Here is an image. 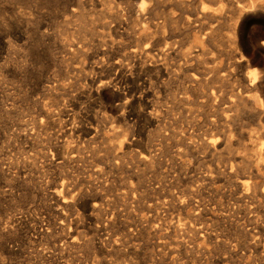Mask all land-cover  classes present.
Segmentation results:
<instances>
[{
  "label": "rangeland",
  "instance_id": "1",
  "mask_svg": "<svg viewBox=\"0 0 264 264\" xmlns=\"http://www.w3.org/2000/svg\"><path fill=\"white\" fill-rule=\"evenodd\" d=\"M182 1L0 0V264H264V151L247 134L264 143V103L225 122L196 78L238 55L232 37L264 35V0L240 18ZM203 8L223 15L197 22Z\"/></svg>",
  "mask_w": 264,
  "mask_h": 264
},
{
  "label": "bare ground",
  "instance_id": "2",
  "mask_svg": "<svg viewBox=\"0 0 264 264\" xmlns=\"http://www.w3.org/2000/svg\"><path fill=\"white\" fill-rule=\"evenodd\" d=\"M201 1V0H200ZM208 1H216V0H207V2ZM221 1H223V3H224V1H227V0H217V2H221ZM228 2V4H226V5H228V11H226V13H231V14H234V15H238L237 16V18H240V16H241V13L245 10V9H248L251 5H252V3H253V1L252 0H246V1H242V2H236V1H234V0H228L227 1ZM247 2V3H246ZM140 3V2H139ZM142 3V2H141ZM143 4V3H142ZM177 4H178V6L179 7H182L183 5H184V2L182 1V0H178V2H177ZM174 5V4H173ZM142 5H140L139 7H141ZM144 6V5H143ZM177 6V5H176ZM194 6V5H193ZM205 6V5H204ZM145 8V7H144ZM143 8V9H144ZM186 8V7H185ZM133 9V8H132ZM179 9V8H178ZM181 9V8H180ZM206 9H208V8H206ZM206 9H202V10H199L198 12V15H197V22H201V21H203L204 19H207V18H215L216 19V17H218V16H221V15H223V13L222 12H219V13H217L216 11H207ZM222 9V8H221ZM139 10H140V8H139ZM145 10V9H144ZM146 10H148V9H146ZM173 10V9H172ZM182 10V9H181ZM180 10V11H181ZM191 10V9H190ZM223 10V9H222ZM135 12V11H134ZM143 12V11H142ZM190 12V11H189ZM224 12V11H223ZM183 13H184V11H183ZM224 14H225V12H224ZM255 14L256 15H258L259 17H257V18H253V19H255V20H257L258 22V25L259 26H261L262 28H264V9L263 8H259V10H257L256 12H255ZM145 15V14H144ZM148 15V14H147ZM168 15V14H167ZM225 16V15H224ZM233 16V15H232ZM234 17V16H233ZM223 20V19H222ZM226 20V19H225ZM228 20V19H227ZM241 20V19H240ZM181 21V20H180ZM186 21V20H185ZM206 21V20H205ZM210 21V20H209ZM239 21V20H238ZM159 22V21H158ZM166 22V21H165ZM165 22H159L157 25H155L156 27H158L159 29H163L164 28V25H165ZM184 22V21H183ZM213 22H214V20H213ZM229 22V21H228ZM120 23V22H119ZM137 23H138V21H137ZM215 23V22H214ZM226 23V22H225ZM184 24V23H183ZM186 24L187 25H189V24H191V23H189L188 21H186ZM202 24V23H201ZM209 24V23H208ZM212 24V23H211ZM199 25V24H198ZM198 25H197V27H198ZM215 25V24H214ZM213 26V25H212ZM240 26H241V24H240ZM189 27H191V26H189ZM230 27V26H229ZM245 27V26H244ZM157 28V29H158ZM193 28V27H192ZM221 28V27H220ZM233 28V27H232ZM247 28V27H246ZM252 28H256V27H252ZM219 29V28H218ZM236 29H238L237 28V26H236ZM253 29V30H254ZM257 29H259V28H257ZM261 29V28H260ZM203 30H204V28H203ZM203 30H202V32H203ZM245 30V29H244ZM251 30V29H250ZM264 30V29H263ZM200 31V30H199ZM207 31V30H206ZM219 31V30H218ZM242 31H243V29H242ZM241 31V32H242ZM255 31H256V29H255ZM141 32V31H140ZM157 32H160L159 30L157 31ZM247 32H249V31H247ZM251 32V31H250ZM220 33V32H219ZM162 34H164V31H162L161 32V35ZM202 34V33H201ZM238 34V33H237ZM158 35V34H157ZM157 35H156V37H157ZM204 35V34H203ZM164 36V35H163ZM163 36L162 37H160V39L161 38H163ZM188 36V35H187ZM156 37L152 34V36H150V38H148V40H146V42H145V47H149V48H153V47H157V45L159 46V40H157V42H156ZM159 37V36H158ZM228 38V37H227ZM226 38V39H227ZM208 39V38H207ZM214 41V40H213ZM230 43H232L233 45H234V47H236V48H238V55H236L235 53H233L232 51V53H231V55H230V57L228 58V62L226 63L227 64V66L224 68H222L221 67V63L219 64V63H217V61H216V59L214 58V59H212L211 60V66H209V67H207V68H205V73H201V74H199V75H196V78H200V77H206V76H208L205 80H202V81H205V83L206 84H209V89H208V91H209V93H208V100H210V102L212 103H214V104H217V103H219L220 101L222 102V104L221 105H223V107L221 108V106H220V108H221V116H222V120H224L225 122H228V120H230V119H232V118H230V116L231 115H228V113L229 112H231V109H232V106L233 105H235V103L237 102V101H239V102H247L248 101V97L250 96V95H252L253 96V98L250 100L252 103L254 102V101H257L260 105H261V103L263 102L264 103V35H262V37L261 36H259L258 34H256V33H250L249 35H247V36H245V35H243V34H238L237 36H235V37H232L230 40ZM157 43H159V44H157ZM164 43V42H163ZM231 45V44H230ZM166 47V46H165ZM171 50V49H170ZM162 52L163 51H157V56L158 55H160V54H162ZM229 52V51H228ZM236 52V51H235ZM151 53V52H150ZM149 54V53H148ZM152 54V53H151ZM150 54V55H151ZM154 54V53H153ZM220 54V53H219ZM146 55V54H145ZM228 55V54H227ZM152 56V55H151ZM154 56L155 55H153V58H154ZM156 56V57H157ZM219 57V56H218ZM159 58V57H158ZM148 59V58H147ZM146 59V60H147ZM151 59V58H150ZM149 59V60H150ZM156 59V58H155ZM138 60V59H137ZM152 60V59H151ZM157 60V59H156ZM218 60V59H217ZM227 60V59H226ZM134 62V61H133ZM140 62V61H139ZM221 62V61H220ZM256 63V62H258V63H261L262 64V66L261 67H259V68H257L256 70H254L255 72H252V71H249V72H247V69L249 68V66H250V64L251 63ZM110 63V62H109ZM147 63V62H146ZM256 65V64H255ZM258 65V64H257ZM110 67V66H109ZM117 68V67H116ZM199 68V67H198ZM256 68V67H255ZM115 69V68H114ZM119 69V68H118ZM133 69H135V68H133ZM152 69V68H151ZM234 69V71L232 72V70ZM99 70V69H98ZM155 70V69H154ZM159 70H162V69H159ZM187 70V69H186ZM189 70V69H188ZM192 70H193V68H192ZM195 70H198L199 71V69H195ZM195 70H193V71H195ZM242 70H246V74H245V80L247 81V85H241V86H237L238 87V89L237 90H231V94L228 96V92L226 93L225 91H224V88H226V87H224V83L225 82H228L229 80H230V78H233V75H235V73H240ZM253 70V69H252ZM102 71V70H101ZM110 71V70H109ZM118 71V70H117ZM119 71H120V69H119ZM131 71V70H130ZM147 71H148V69H147ZM151 71V70H150ZM153 71V70H152ZM157 71V70H156ZM163 71V70H162ZM162 71H159L160 73H162ZM132 72V71H131ZM155 72V71H154ZM197 72V71H196ZM100 73V72H99ZM156 73V72H155ZM159 73V74H160ZM193 73V72H192ZM199 73V72H198ZM197 73V74H198ZM109 74H110V72H109ZM121 74V73H120ZM151 74H152V72H151ZM196 74V73H195ZM241 74H243V72H241ZM124 75H125V73H124ZM138 75V74H137ZM148 75H149V73H148ZM161 75V74H160ZM94 76V75H93ZM101 77H103V76H101ZM117 77V76H116ZM150 77H152V76H150ZM158 77V76H157ZM191 77V76H190ZM204 77V78H205ZM92 78V77H91ZM126 78V77H125ZM242 78H244V77H242ZM97 79H99V78H97ZM101 79H103V78H101ZM123 79V78H122ZM130 79V78H129ZM140 79V78H139ZM192 80H199V79H195V78H191ZM124 80V79H123ZM127 80V79H126ZM160 80V79H159ZM90 81V80H89ZM116 81V80H115ZM118 81V80H117ZM146 81V80H145ZM145 81H143L144 83H145ZM148 81V80H147ZM200 81V80H199ZM94 82V81H93ZM93 82H91V83H93ZM126 82V81H125ZM142 82V83H143ZM90 83V84H91ZM95 83V82H94ZM93 83V84H94ZM122 83V82H121ZM129 83H130V81H129ZM134 83V82H133ZM111 84V83H110ZM112 84H114V83H112ZM119 84V83H118ZM146 84V83H145ZM107 85V84H106ZM115 85V84H114ZM113 85V86H114ZM117 85V84H116ZM133 85V84H132ZM131 85V86H132ZM142 85V84H141ZM200 85H201V83H200ZM109 86V85H108ZM134 86V85H133ZM115 87V86H114ZM143 87V86H142ZM201 87V86H200ZM109 88V87H108ZM108 88L106 87L105 88V90L106 91H108L110 94H109V96H110V99L111 100H113V102H114V100H116L117 101V99H118V93H115L114 91H112V90H108ZM123 88V87H122ZM133 88V87H132ZM144 88H146V87H144ZM104 89V88H103ZM116 89V88H115ZM119 89H121V88H119ZM130 89V88H129ZM136 89H137V87H136ZM260 89V92L258 93V90ZM90 90V89H89ZM131 90V89H130ZM134 90H135V88H134ZM123 91V90H122ZM121 90H120V92H122ZM128 91V90H127ZM136 91V90H135ZM135 91L134 92H132V93H135ZM195 91V90H194ZM92 92H93V90H92ZM102 92H104V91H102ZM130 93V92H129ZM136 93H137V91H136ZM230 93V92H229ZM89 94H91V93H89ZM123 94V93H122ZM145 94V93H144ZM259 94V95H258ZM86 95H88V94H86ZM137 95V94H136ZM84 96V95H83ZM108 96V95H107ZM129 96V95H128ZM133 96H135V95H133ZM143 96V95H142ZM103 97V96H102ZM94 98V97H93ZM129 98V97H128ZM134 98V97H133ZM86 99H88V97H86ZM92 99V98H91ZM96 99H98V98H96ZM123 99V98H122ZM130 99H131V97H130ZM135 99V98H134ZM140 98H138V100H139ZM101 100V99H100ZM99 100V101H100ZM106 100V99H105ZM104 100V101H105ZM119 100V99H118ZM93 101V100H92ZM102 101V100H101ZM100 101V102H101ZM104 101H102V102H104ZM147 101V100H146ZM88 102V101H87ZM91 102V101H90ZM95 102V101H94ZM133 102V101H132ZM77 103V102H76ZM97 103V102H96ZM140 103V102H139ZM139 103H137V104H139ZM227 103V104H226ZM88 104H89V102H88ZM92 104H93V102H92ZM102 104V103H101ZM113 104V103H112ZM115 104V103H114ZM118 104V103H117ZM196 104V103H195ZM208 104H210V103H208ZM240 104V103H239ZM246 104H248V103H246ZM256 104V103H255ZM254 104V105H255ZM94 105V104H93ZM119 105V104H118ZM131 105V104H130ZM130 105H129V107H130ZM136 105V104H135ZM180 105V104H179ZM107 106V105H106ZM114 106V105H113ZM127 106V105H126ZM139 106V105H138ZM138 106H136L137 108H138ZM211 106V105H210ZM78 107V106H77ZM116 107V106H115ZM118 107V106H117ZM135 107V106H134ZM143 107V106H142ZM98 108V107H97ZM128 108V107H127ZM144 108V107H143ZM207 108V107H206ZM253 108H254V106H253ZM73 109H75V108H73ZM105 109V108H104ZM107 109V108H106ZM111 109H112V106H111ZM117 109H119V108H117ZM125 109V108H124ZM131 109V108H130ZM140 109V108H139ZM216 109V108H215ZM132 110V109H131ZM145 110H146V108H145ZM207 110H209V108L207 109ZM73 111V110H72ZM109 111H110V109H109ZM143 111V110H142ZM220 111V110H219ZM129 112V111H128ZM257 112V117H259V115L262 113V111H261V109L259 110V111H256ZM255 112V113H256ZM69 113V112H68ZM71 113V112H70ZM77 113V112H76ZM76 113H75V115H76ZM133 113V112H132ZM71 114H73V113H71ZM115 114H116V112H115ZM129 114V113H128ZM137 114V113H136ZM219 114V113H218ZM65 115H66V113H65ZM74 115V116H75ZM135 115V114H134ZM208 115V114H207ZM216 115V114H215ZM214 115V116H215ZM255 115V114H254ZM78 116V115H77ZM128 116V115H127ZM60 117H62V115H60ZM66 117V116H65ZM69 117V116H68ZM89 117V116H88ZM231 117H233V116H231ZM254 117H256V116H254ZM81 118V117H80ZM91 118H93V117H91ZM118 118V117H117ZM117 118H116V120H117ZM138 118V117H137ZM142 118V117H141ZM140 118V119H141ZM144 118V117H143ZM261 118V117H260ZM68 119H70V118H68ZM120 119V118H119ZM119 119H118V121H119ZM128 119V118H127ZM257 119H259V118H257ZM71 121H72V119H70ZM86 120V119H85ZM121 120V119H120ZM264 120V119H263ZM74 121V120H73ZM88 121V120H87ZM109 121V120H108ZM111 121V120H110ZM65 122V121H64ZM96 122V121H95ZM224 122V123H225ZM260 122H262V121H260ZM90 122H88V124H89ZM93 124V123H92ZM118 124V123H117ZM212 124V123H211ZM261 124V123H260ZM260 124H259V126H260ZM67 125V124H66ZM71 125V124H70ZM85 125V124H84ZM90 125H91V123H90ZM111 125V124H110ZM114 125V124H113ZM258 125V124H257ZM68 126V125H67ZM71 126H73V125H71ZM80 126V125H79ZM96 126V125H95ZM138 126V125H137ZM75 127V126H74ZM87 127H89V126H87ZM222 127V126H221ZM257 127V126H256ZM111 128V127H110ZM215 128V127H214ZM77 129V128H76ZM81 129H83V128H81ZM94 129V128H93ZM144 129V128H143ZM249 129H251V128H249ZM259 129V128H258ZM257 129V130H258ZM264 129V128H263ZM80 130V129H79ZM92 130V129H91ZM113 130V129H112ZM112 130H110V131H112ZM219 130V129H218ZM260 130H262V129H260ZM67 131H68V128H67ZM70 131V130H69ZM72 131V130H71ZM73 131H74V129H73ZM86 131V130H85ZM84 131V132H85ZM115 131V130H114ZM222 131V130H221ZM225 131V130H224ZM219 131H214L213 132V135H212V138H211V140H212V142H211V144L212 145H217L218 143H220V141H222V142H226V143H229L230 141H232L231 140V138H232V136H231V134H232V132L231 131H228V135L227 136H223V138H222V136H221V133L219 134L218 133ZM65 133V132H64ZM116 133V132H115ZM70 134H71V132H70ZM74 134H76V133H74ZM139 134V133H138ZM247 134H249V141H250V144H251V146L253 147L254 146V144L255 143H257L256 142V140H258V141H260V144H259V151H264V146H263V141L261 140V137H257V135H258V132H256L255 134H251V133H247ZM222 135H224V134H222ZM238 135H240V134H238ZM244 135V134H243ZM139 136V135H138ZM211 136V135H210ZM242 136V135H241ZM248 136V135H247ZM259 136V135H258ZM76 137V136H75ZM80 137H82V136H80ZM85 138V137H84ZM83 139V138H82ZM185 143V142H184ZM263 143V144H262ZM249 145V144H248ZM72 147V146H71ZM250 147V146H249ZM254 147H256V145L254 146ZM247 148V147H246ZM245 149V148H244ZM250 149V148H249ZM258 149V148H257ZM205 150V149H204ZM249 151V150H248ZM57 152V151H56ZM244 152V151H243ZM144 154V153H143ZM259 155V152H257V150L256 149H254L253 148V151L251 152V153H249V154H247V155H244V156H242V159L244 160V161H246V162H248L250 159H255V158H257V156ZM143 157V156H142ZM241 159V160H242ZM231 160V159H230ZM251 163L253 162L252 160L250 161ZM234 166H232V164H231V166H230V168L232 169ZM226 169V168H225ZM214 170V169H213ZM233 171H234V169H233ZM219 172V171H218ZM248 172V171H247ZM213 173V172H212ZM245 181H243V183H244ZM246 184H247V182H246ZM66 202V201H65ZM95 204V203H94ZM68 207V206H67ZM89 210V209H88ZM196 236V235H195Z\"/></svg>",
  "mask_w": 264,
  "mask_h": 264
}]
</instances>
